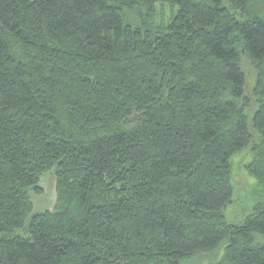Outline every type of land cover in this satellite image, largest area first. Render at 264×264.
I'll list each match as a JSON object with an SVG mask.
<instances>
[{
  "label": "trees",
  "instance_id": "1",
  "mask_svg": "<svg viewBox=\"0 0 264 264\" xmlns=\"http://www.w3.org/2000/svg\"><path fill=\"white\" fill-rule=\"evenodd\" d=\"M263 237L264 0H0V264H264Z\"/></svg>",
  "mask_w": 264,
  "mask_h": 264
},
{
  "label": "rangeland",
  "instance_id": "2",
  "mask_svg": "<svg viewBox=\"0 0 264 264\" xmlns=\"http://www.w3.org/2000/svg\"><path fill=\"white\" fill-rule=\"evenodd\" d=\"M171 14L169 6H158V17L168 19ZM135 19L140 21V15L136 14ZM245 67L248 73V93H251L252 87L255 82V74L253 67L247 62ZM246 148L240 153L233 156L234 165V196L233 201L225 208V214L229 221H239L246 214L250 213L252 204L248 203L249 192H253L254 179L246 170L245 164L250 159L249 153L246 152ZM57 178L54 170L45 172L40 180L41 192H36L31 189L30 194L34 202V209L32 213L45 211L47 209H53L57 200L56 190ZM264 242V237L260 240Z\"/></svg>",
  "mask_w": 264,
  "mask_h": 264
}]
</instances>
